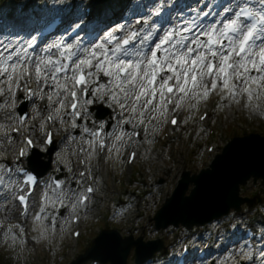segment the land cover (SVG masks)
<instances>
[{
	"label": "snow or ice",
	"instance_id": "1",
	"mask_svg": "<svg viewBox=\"0 0 264 264\" xmlns=\"http://www.w3.org/2000/svg\"><path fill=\"white\" fill-rule=\"evenodd\" d=\"M6 7L12 27L0 34V145L13 146L15 156L9 161L0 153V195L18 210L19 222L0 220L5 242L27 244L30 213L37 241L55 235L62 208L65 225L79 222L96 191L89 183L93 160H119L130 141L154 143L165 126L177 124V111L199 112L216 97L217 108L264 110V0H147L132 16L125 0L96 12L81 0H37L26 18ZM55 8L63 15L41 14ZM21 101L32 103L29 115L17 111ZM207 118L205 112L200 120ZM57 143L65 144L60 152ZM40 152L50 161L55 153L53 173L63 169L62 178L45 175L50 165L33 166ZM247 236L220 264H255L257 251L264 264V228L258 241ZM121 242L102 233L90 259L108 264L109 251Z\"/></svg>",
	"mask_w": 264,
	"mask_h": 264
},
{
	"label": "rangeland",
	"instance_id": "2",
	"mask_svg": "<svg viewBox=\"0 0 264 264\" xmlns=\"http://www.w3.org/2000/svg\"><path fill=\"white\" fill-rule=\"evenodd\" d=\"M36 0H0V9H3V13H0L1 17H7V12L10 10L6 6L14 5L18 11H23L25 18L33 12ZM55 2V4L71 3L72 0H47L48 3ZM108 3H113V0H108ZM82 3L88 4V0H81ZM24 3H29L28 11H24ZM3 4V6L1 5ZM6 9V10H5ZM36 11H40L36 9ZM54 14H63L59 8L51 10ZM53 14V15H54ZM9 22V20H7ZM0 103L3 99L0 98ZM219 97H216L214 101H211L207 106L201 105L199 112H193L189 109H182V122L173 134L175 143L179 146L177 151L183 157L181 165L177 164L176 151L171 149V142L166 143L163 153L158 148L159 143L156 135H160L159 132L155 135V142L152 144L142 143V151L139 154V158L134 168V178L130 182L129 177L124 173L126 155L129 151V146L120 155V159L117 160L113 157L112 160L100 159L101 170L105 176L111 173V170L116 173L115 179V190L117 193L113 195V205L109 206V195L103 187V184L99 181L96 183L101 195L103 197V211L98 215H90L88 212L83 215V235L78 243V247L72 249L73 241L70 238V223L65 225L63 223V216H67L68 212L66 209H61L62 217L58 218L56 225V233L49 239H40L39 241L34 240L33 237L38 236L37 232H33L34 222L32 215L29 216L26 224L25 237L28 238L27 244H20L19 240L13 243L11 239L7 242L4 241L3 235H0V257L6 256L8 250L9 256H12V260L15 264H42V260L38 259V251L35 250L34 245H39L42 248V256L44 257L43 264H69L79 254L83 253L92 243V240L99 234L100 230L108 228H116L125 237L133 234L135 238L144 237L145 241L162 239L165 243V251L158 253L154 260L156 264H166L167 262H174L177 255L180 252L181 244L183 240L188 239L189 241H196L197 235H193V231L206 230L205 242L211 237L214 239L211 248L215 249L214 256L218 259V264L225 260L229 252L238 251V246H241L239 237V229L244 228L248 220L245 219V215L250 213L248 206L243 207L241 213L232 211L228 216L223 218L222 223H213L209 226L200 229H194L193 231H187L186 229L169 227L166 230H155L153 217L157 210L163 205L165 200V192L168 191L169 195L173 193L177 182L176 177L179 171L177 167H183L184 169L190 170L192 173H198L202 168H205L210 164L215 155L221 151L222 147L230 141L234 136L239 133H251L257 132L264 135V110L250 112L247 107L239 105L240 111L232 112L233 107H237L232 104L231 106H225L217 108V102ZM37 104L41 105L43 102L37 100ZM32 108V107H31ZM203 111L209 112L208 125L199 121L200 114ZM224 119V122L220 124L218 121L220 118ZM187 119L188 122L185 124L183 121ZM218 123V124H217ZM128 130L131 131V127L127 126ZM209 129H216V133L209 134ZM77 135V134H74ZM60 140L61 137L58 136ZM211 145H215L217 149L214 152L209 150ZM76 146V142H72V146L68 148V152L71 153ZM65 147V144L60 143V152ZM9 145H0V153H5L9 156L8 151ZM158 148L160 158L155 160L153 158L154 151ZM74 164V170L79 168V165L75 164L76 157H70ZM56 159V157H55ZM55 161V160H54ZM184 162V163H183ZM56 167L55 163L52 170ZM60 173L55 174H62ZM136 180L137 183H133ZM145 180V184L141 183ZM189 193V192H188ZM242 195L247 197H254L259 195L260 201H257L255 206L252 208L254 212L253 217L257 221L260 229L264 228V191L261 183L257 184L250 182L248 185L243 187ZM136 197L138 200L135 203H127L126 197ZM8 201H5L0 195V213L1 219L5 220V217H10V220L5 222H12L15 220L14 212L8 209ZM131 216L132 226H126L124 230L122 220L125 216ZM98 218L96 219V217ZM63 229V231H61ZM209 230H212V235H209ZM241 230V229H240ZM219 237L220 241H215V238ZM201 243V242H200ZM29 244V245H28ZM202 244L199 245L201 247ZM3 257V258H4ZM134 259V251H132L128 263ZM151 262V261H150ZM146 262L145 264H149ZM88 264H93L91 261ZM151 264V263H150ZM193 264H199L193 258ZM239 264H249L248 261L240 259ZM255 264H259L258 251L255 259Z\"/></svg>",
	"mask_w": 264,
	"mask_h": 264
},
{
	"label": "water",
	"instance_id": "3",
	"mask_svg": "<svg viewBox=\"0 0 264 264\" xmlns=\"http://www.w3.org/2000/svg\"><path fill=\"white\" fill-rule=\"evenodd\" d=\"M224 157H226V153ZM232 157L233 155L230 156L229 161H223L217 164L216 175H218V177L222 180V182L218 184V189L215 195L209 198L207 202H205V206L208 207L213 206L219 200L223 201L226 204L225 209L222 210L221 212L219 209H217V212L220 213L217 214L216 217L221 216L224 213H227L231 206H237V207L240 206L242 201L239 200L238 198L239 184L241 183V181L246 182V180L248 179L247 176L252 171V169H250V172H246V171L233 172L229 170L227 165L230 164ZM233 166L237 167L236 163H233ZM230 179H232L233 181L232 183H229ZM75 264H80V262Z\"/></svg>",
	"mask_w": 264,
	"mask_h": 264
},
{
	"label": "bare ground",
	"instance_id": "4",
	"mask_svg": "<svg viewBox=\"0 0 264 264\" xmlns=\"http://www.w3.org/2000/svg\"><path fill=\"white\" fill-rule=\"evenodd\" d=\"M130 147H132L133 145H137L138 146V143H134L132 141H130V143H128ZM94 165V170H95V177L102 182H104L105 184H108V180L104 177V175L101 174L100 172V166L98 164V162L95 160V162L93 163ZM107 189H112V188H107ZM112 191V190H111ZM110 199H111V196H109ZM136 198H131L130 199V203L134 202ZM101 204V203H100ZM10 209V206L8 207ZM102 209V204L100 206H97L96 207V211L99 212L100 210ZM123 225L124 226H132L133 225V222L131 221V218L130 216H125L124 219H123Z\"/></svg>",
	"mask_w": 264,
	"mask_h": 264
}]
</instances>
